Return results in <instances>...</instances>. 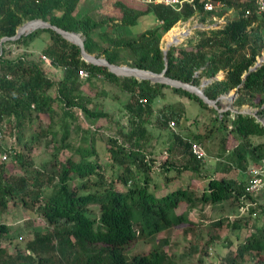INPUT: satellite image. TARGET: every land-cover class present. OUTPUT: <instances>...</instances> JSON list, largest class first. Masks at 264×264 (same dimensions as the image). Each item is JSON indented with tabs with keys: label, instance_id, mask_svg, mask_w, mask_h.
I'll list each match as a JSON object with an SVG mask.
<instances>
[{
	"label": "trees",
	"instance_id": "16d2710c",
	"mask_svg": "<svg viewBox=\"0 0 264 264\" xmlns=\"http://www.w3.org/2000/svg\"><path fill=\"white\" fill-rule=\"evenodd\" d=\"M107 2L109 7L104 15L99 14L101 7H97L93 15L88 13V16L78 18L74 16V11L79 7L80 0H0L2 127L4 116L9 117L8 123L18 140L20 137L17 134L33 122V115L50 116L55 101L61 102L65 115L70 117L74 116L72 110H76L90 122L106 118L107 114L88 109L92 101L82 94L80 85L81 79L100 76L112 87L129 95L124 109L135 128L130 133H121V144L116 138L108 139L110 166L119 167L114 179L109 180L105 176L104 168L97 162L93 144L74 149L70 142L61 146L62 149H73L78 161L68 157L61 163L56 158L50 166V174L38 170L34 174L28 172L22 156H17L18 152L13 154L18 159L19 167L24 169L22 176H5L6 163L0 162V214L9 209L11 202V205H20L30 214H39L47 226L45 232L34 233L26 243L24 255L8 258L6 251L0 248V264H173L165 251L168 245L166 238L159 240L148 253H127L129 247L139 240L152 241L164 231L192 225L189 210L196 207L203 210L206 206L229 201L237 209V218L234 216L211 223L214 234L224 225H229V220L231 228L240 229L264 213V203L258 198L260 195L252 198L245 193L247 178L232 180L211 177L205 190L197 197H192V191L184 189L163 193L167 185L160 188L152 183L153 161L143 153L141 146L147 123L145 117H155L156 122L172 131L169 132L172 139L169 140L170 147L166 148L167 156L163 161L164 172H180V169L195 172L198 163L206 157L205 154L203 159L197 160L191 145L200 144L199 140L207 135H194L193 140L185 138L169 127L170 122L181 119L172 106L155 109L156 101L165 98L164 89L207 109V105L196 95L148 80L116 76L104 67L88 64L82 60L78 46L49 29L37 30L18 40H8L9 43L27 45L39 34L48 33L50 44L42 51V56L49 58L53 67L64 72L62 80L55 83L46 77L39 65L23 59L6 61L2 41L14 37L23 23L42 20L63 31L81 34L84 50L88 54H96L97 58L104 56L110 64H125L154 74L166 70L165 77L195 87H199L202 80H210L203 88L204 96L209 100H216L235 90L232 105L238 109L251 107L255 109V115L240 114L237 110L236 113L219 112L221 107L217 102L218 108L210 109L213 119L207 131L209 134L221 133L223 147L228 143L226 139L229 136H235V140L239 141L230 153L232 168L248 172L249 168H259L264 164V143L254 145L251 141L254 137L264 139V125L261 123L264 120V64L248 73L264 51V13L257 14L245 0H192V3L183 6L181 12L160 5H142L132 0ZM207 3H220L222 7L205 11L203 6ZM228 11L232 12L233 17L224 18L220 28L196 31L194 41L191 39L179 46H171L165 61L160 41L178 22L197 16L201 23H205L214 16L222 17ZM55 12L61 14L56 16ZM148 15H153L159 23L153 30H146L136 38L118 36L112 39L106 32L102 33L100 37L106 40L103 47H98L93 41L92 35L101 28H131L140 18ZM79 72L87 73V77L79 76ZM219 73H222V78L215 79ZM244 74L247 76L243 79ZM55 86V98L49 97V90ZM41 128L38 126L39 132L31 135V142L49 135ZM2 133L0 155L12 154V149L2 144L6 128ZM68 135L65 130L62 141H67ZM23 146L27 148L25 143ZM177 158L185 163L181 168L175 167ZM140 176L143 177L142 181H139ZM73 177L82 182L73 184ZM92 177L96 180L90 179ZM56 180L57 183L53 185ZM49 185H52L53 191L45 196L43 191ZM184 202L188 204L187 210L183 207ZM247 204L246 212L241 215L240 210ZM92 205L98 207V217L87 214L88 207ZM7 232L8 228L1 223L0 238ZM216 237H211V240ZM229 252L221 264H238L237 258L242 259L247 254L259 256L261 259L257 264H264L261 257L264 254V227L254 225L252 233L238 244L235 254ZM15 259L18 261L14 262Z\"/></svg>",
	"mask_w": 264,
	"mask_h": 264
},
{
	"label": "rangeland",
	"instance_id": "374dc122",
	"mask_svg": "<svg viewBox=\"0 0 264 264\" xmlns=\"http://www.w3.org/2000/svg\"><path fill=\"white\" fill-rule=\"evenodd\" d=\"M107 1L109 0H80L79 7L74 11V16L83 18L88 16V13L93 15L97 7H101L99 14L104 15L105 12L107 13L109 7ZM60 14V12H55L56 16ZM222 17L223 19L217 17V19H222L220 20L221 23H216L213 19L201 23L199 21L200 17L197 16L191 17L187 21L178 22L171 29V32L168 31L161 38V50L165 48L167 42H172L168 40V37L172 33L178 35L175 40L178 41V43L175 46L186 43L191 39L194 41L196 31L219 28L223 25L224 18L231 19L233 17L232 12H225ZM25 23L18 28L22 27ZM158 25L159 23L156 21L155 17L153 15H148L140 18L134 27H116L114 30L105 27L99 29L92 37L98 47H103L106 45V40L100 37L102 33L106 32L112 39L118 36L136 38L140 33L146 30H153ZM3 42V49L5 51L4 59L6 61L23 59L27 62L39 65L46 77L53 82L59 83L62 80L64 75L63 70L57 67H47L40 60L42 51L50 44L48 33L43 32L39 34L35 40L27 42V45L9 43L8 40ZM5 42L8 43L5 44ZM246 53L248 54L249 50H247ZM263 53L264 51L261 55ZM91 55L97 56L96 54ZM98 58H104V56L100 55ZM120 66L126 65L121 64ZM222 76V73H219L220 79ZM203 81L205 80H202V82ZM80 85L82 94L92 101L88 105V109L95 112L101 111L107 114V117L98 119L95 122H90L81 112L76 110H72L74 116L70 117L67 114L65 115L61 102L55 101L52 105L50 116L47 114L33 115V122L27 125L24 131L17 134V136L20 137L17 140V138L14 137L12 126L8 123L9 117L4 116L2 125L6 128V134L2 144L6 148L12 149V154L8 155L5 162V176L11 175L19 177L24 174V169L19 167L18 159L14 156L13 152H18L17 156H22L24 168L28 172L34 174L33 172L38 170L44 171L45 174H50L52 171V167L50 166L55 163L56 158V161L61 163L68 159V157L78 161V155L73 149L77 146L85 148L93 144L97 155V162L104 168L103 172L105 176L108 177L109 180L116 177V174L119 172V167L114 165L112 166L113 168H111L110 165L112 161L107 151V144L109 138H116L118 139V143L121 144L123 141L121 138L122 134L130 133L135 129L134 126L130 124L131 117H129L127 111L124 109L129 95L112 87L109 82L100 76L89 80L81 79ZM55 88L56 86L49 90V97L55 98ZM162 92L165 98L156 101L155 109H160L163 106H172L171 108L181 115L180 121L177 122V118L175 119L176 122L174 127V131L179 132L181 136L193 140L194 135H207L199 140L205 151L206 157L203 161L198 163V170L195 172L184 171L182 169H180V172L177 170L164 172L163 161L167 156L166 148L170 147L169 140L172 139L169 132L171 133L172 131L167 130V128L156 122L155 117H145L147 123L144 126L145 131L143 139L141 140V146L143 153L153 161V169L151 171L152 183L160 188L163 185H167L163 193L170 190L184 189L192 191V197H197L205 190L207 180L211 177H224L232 180H244L247 178V171L240 172V170L232 168L233 163L230 160L231 150L237 145L239 140H235V136H229V139H226L228 143L226 142L227 144L224 148L221 143V133L210 132L209 134V131H207L209 125L212 124L210 121L213 119V114L210 109L215 108L206 104L207 109H203L195 104L194 101L192 102L185 97L173 94L169 89H164ZM234 94L236 95L235 90L228 93L230 96ZM218 104L221 107L219 112L244 110L253 113L255 111V109L248 106L238 109L226 101H220ZM217 108L218 105L216 106V109ZM38 126H41V129L49 133V135L40 137L38 141L31 142V140H29L31 135L35 134V132H39ZM65 126L66 129H63ZM65 130L68 131L69 135L67 141L64 142L62 141V136ZM49 140L51 142H49ZM251 141L254 145L264 143V139H259L257 137L252 138ZM67 142L72 143V150L60 148ZM24 143L27 145L25 149L23 146ZM127 152H129V150H127ZM55 155L57 157H55ZM178 159L179 158L175 161V167L181 168L185 163ZM140 178L139 181H142L143 177L140 176ZM90 179H94L93 181L96 180L95 177ZM72 181L73 184L82 182L81 179L74 177ZM56 183L57 180L53 185ZM51 186L49 185L48 188L43 191V195L48 196L52 193L53 190ZM263 197L258 198L262 201ZM11 204L12 203L9 202V209H7L5 213L0 214V224L4 223L8 228V232L1 235L0 248L6 251L5 256L8 258L24 255L26 252L25 245L33 238L34 233H43L47 229L46 224L39 214H30L22 206H13ZM183 207L187 210L188 204L184 202ZM87 211L90 217L99 216L98 207L95 205L89 206ZM234 216H236V218L238 217V211L229 201L206 206L203 210L200 207H196L189 210V218L193 223L192 225L164 231L155 236L152 241L139 240L129 247L130 249L127 254L136 255L148 253L159 240L166 238L168 239V245L165 247V251L173 264H221L227 254L230 253L229 251L235 254L238 244L252 233L254 225L264 227V213H261L259 218L251 220L250 224L246 227L233 229L230 226L232 223L229 220V225H224L222 228L218 229L215 234L213 233L212 222H216L220 219L227 220V218L229 219ZM216 235V239L211 240V237H215ZM204 245H206V247ZM258 257L259 256L253 254H247L242 259L237 258V263L257 264L261 259ZM261 257L264 259V254H262ZM17 261L18 260L15 259L14 262Z\"/></svg>",
	"mask_w": 264,
	"mask_h": 264
},
{
	"label": "water",
	"instance_id": "95a60500",
	"mask_svg": "<svg viewBox=\"0 0 264 264\" xmlns=\"http://www.w3.org/2000/svg\"><path fill=\"white\" fill-rule=\"evenodd\" d=\"M34 23H39V24H37V26H35L31 31H28V32H20V29H21V27H20V28H18L16 30V34H15L14 37L9 38V39L8 38H4V39H2V41H6V40H12V41L18 40L22 36H27L30 33H32L33 31H35V30H38V29H49V30L54 31L56 34L60 35L66 41H68V42H70V43L78 46L80 48V50H81V58H82L83 61H85L88 64H92V65H95V66L104 67L110 73H112V74H114L116 76H119V75L116 72H114L112 69L126 70V71L139 72V73H146V74H148V75L151 76L150 79H147L151 83L163 84V85L170 86L172 88L185 90V91H187L189 93H192V94L196 95L205 104H207V105H209L211 107H214L215 109H216L217 102H219V101H226L230 105H232L233 102H234V99L236 97L235 94L232 95V96H230V95L227 94V95H221L216 100H209V99H207L204 96L203 88H204V86L206 84H208L210 82V80L203 81L199 87H195V86H192L190 84L182 83L180 81H175V80H172V79H169V78L165 77L164 74H165V71L166 70H163L160 74H154V73L149 72V71H143V70H138V69H135V68H130V67H127V66H117V65L110 64L104 58H97L94 55L88 54L84 50V48H83V39L81 38V34H79V33H70V32L63 31V30H61V29H59V28H57L55 26L50 25L48 22H44L42 20L29 21V22L25 23L23 26L30 25V24H34ZM64 35H72L74 37H77L79 41L78 42H73V41L65 38ZM177 43H178V41H175V42H167L165 48L162 50L163 51V54H164L165 61H166V58L165 57H166L167 51L169 50V48L171 46H175ZM262 64H264V53L259 58L256 59L255 65L248 70V73L255 71ZM247 74H244L243 75V79L247 76ZM123 77H133V76H123ZM215 79H219V74L215 77ZM140 80H145V79H140ZM239 88H240V86L237 89H239ZM233 112L236 113L237 111L236 110H233ZM255 112L256 111H254L253 113H250V112H247V111H244L243 110V111H239L238 113H240V114H251V115L254 116L255 115ZM261 123H262V125H264V120L261 121Z\"/></svg>",
	"mask_w": 264,
	"mask_h": 264
},
{
	"label": "built area",
	"instance_id": "2783aa9c",
	"mask_svg": "<svg viewBox=\"0 0 264 264\" xmlns=\"http://www.w3.org/2000/svg\"><path fill=\"white\" fill-rule=\"evenodd\" d=\"M132 1H135V2L140 3L142 5H153V6H159L160 5V6L170 7L177 12H181V9L183 8V6L185 4L192 3V0H132ZM245 2L249 3L253 7V9L255 10V12L257 14L264 13V0H245ZM221 7H222V5L220 3H216L215 5L211 4V3H207V4H204L203 9L205 11H213V10L221 8ZM221 18L223 19V17H221ZM212 19L216 23H221L220 20H222L219 18L217 19V17H215V16L212 17ZM40 60L45 66L53 67L51 60L49 58H46V57L41 55ZM79 76L86 78L87 73L79 72ZM169 127L173 129L175 127V123L170 122ZM4 130H5V127H2L0 125V140L3 139V133L2 132H4ZM191 151L197 160H201L205 157L204 149L202 148V145L199 143L192 144L191 145ZM7 157H8L7 154H1L0 155V162H6ZM246 185L247 186L245 188V193L248 196L255 198L259 195L261 197L262 194H264V192H263L264 191V164L259 168L252 167V168L248 169ZM261 203H264V197H263ZM247 208H248V204L244 205V207H242V209L240 210V214L241 215L244 214L246 212Z\"/></svg>",
	"mask_w": 264,
	"mask_h": 264
},
{
	"label": "bare ground",
	"instance_id": "6f19581e",
	"mask_svg": "<svg viewBox=\"0 0 264 264\" xmlns=\"http://www.w3.org/2000/svg\"><path fill=\"white\" fill-rule=\"evenodd\" d=\"M37 24L39 23H34V24H30V25H25L23 27H21L20 32H28L31 31L30 29H33L35 26H37ZM171 32V31H170ZM65 38L73 41V42H78V38L74 37L72 35H64ZM178 35L175 33H172L168 38L169 41H175L177 39ZM114 72H116L119 76H133L137 79H150L151 76L146 74V73H139V72H132V71H126V70H119V69H112Z\"/></svg>",
	"mask_w": 264,
	"mask_h": 264
}]
</instances>
